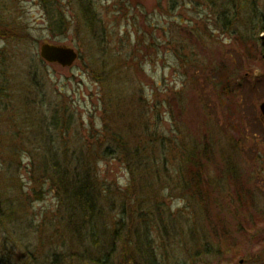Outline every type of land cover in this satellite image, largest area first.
<instances>
[{"label": "rangeland", "instance_id": "1", "mask_svg": "<svg viewBox=\"0 0 264 264\" xmlns=\"http://www.w3.org/2000/svg\"><path fill=\"white\" fill-rule=\"evenodd\" d=\"M52 1L62 32L42 0H0V264H90L88 232H74L67 193L44 169L49 147L64 164L91 151L110 192L92 211L108 264H129L144 236L164 261L264 264V0ZM229 11L230 29L255 28L254 39L228 33ZM44 43L78 60L47 63ZM114 134L142 167L105 156Z\"/></svg>", "mask_w": 264, "mask_h": 264}, {"label": "trees", "instance_id": "2", "mask_svg": "<svg viewBox=\"0 0 264 264\" xmlns=\"http://www.w3.org/2000/svg\"><path fill=\"white\" fill-rule=\"evenodd\" d=\"M43 2V8L46 11V14L48 16V19L50 20L51 28L53 32H62L63 28L65 27L67 23L66 16L61 13V11L53 4L52 0H42ZM237 13V12H236ZM256 18L261 24L260 32L264 33V14H261L260 12L256 14ZM225 16V22L224 26L228 28V33L234 34L236 36H239V33L242 35H247L248 39H254V31L255 28L252 29L250 34H247L245 31V34L241 32L240 29H230L231 24L229 23V20H232L236 18V14L233 15L231 11H229ZM255 21V19H254ZM59 29V30H56ZM263 49V48H262ZM264 51V49H263ZM67 126V125H66ZM51 145V144H49ZM48 146V145H46ZM128 145H126L121 138L119 134H114V138L111 141V144H109L108 149L106 150L105 156H117L118 159L128 161L129 159L133 160L130 164L132 165L135 161H137V164H139L140 167L143 166V161L140 160L141 154L140 151L135 148H127ZM59 148V147H57ZM196 146L195 151L193 153H190V156L188 157V160L186 164L190 165L189 169V175H194L198 170L196 169L197 166V157H196ZM79 153V154H78ZM61 153L58 152V149L56 147H49L47 148L46 152L44 151V162L45 167L44 169L49 170L51 172L52 178L54 181L57 182L60 190H63L64 193H67V196L65 197V205L69 209V220L70 223L73 224L77 222L76 227L74 228V232L79 233L80 231H86L88 232V236L81 237V240L84 238V242L86 243V240L88 242L87 249L83 252V255L85 258H81V261L88 262L90 264H108L109 257L107 256V253L104 250L101 249V241L99 240L97 228L99 227V218L96 217V212L92 213L93 209L95 208V204H99V200L97 198L96 193H110L108 189L105 190L104 187H102L101 183L96 180L92 175V164L89 162L91 161V151L89 150H81V152L75 151L69 158V161L64 164L60 160ZM65 165V167H64ZM133 169V170H132ZM131 169L132 174L134 173V168ZM184 170V169H183ZM202 170V168L199 169V171ZM187 173V172H185ZM135 174V173H134ZM133 174V175H134ZM197 178V177H195ZM134 179V178H133ZM196 181V179H195ZM199 181H196V183ZM97 184V186H96ZM198 184V183H197ZM193 185V186H191ZM102 187V188H101ZM133 186L130 184L127 188V193H137L135 192V189L132 188ZM184 188H186V191L188 193H200L199 185H195V183L191 180L184 181ZM153 188V186H152ZM151 188V189H152ZM150 189V190H151ZM190 200L197 204L198 198L195 197V195H190ZM74 209L70 210V205ZM142 204V203H141ZM140 204V206H141ZM139 206V205H136ZM82 209V211H79ZM123 214H126V210L123 209ZM80 216H88L85 220H74L75 215ZM91 214V216H90ZM146 219V218H145ZM79 221L81 224H79ZM146 222V220H144ZM151 239L149 237L141 238L139 242L137 243V262L134 261L136 258L132 259L129 264H181L178 261L172 260V259H165L162 260V258L156 254V251L154 250L153 246L151 245ZM214 250V246H211L210 243L207 245V255H212V251ZM59 257H62V255H59ZM129 257V255H127ZM64 259L66 257L64 256ZM167 260V261H166ZM64 262L61 259H58L57 255H54V259L51 264H63Z\"/></svg>", "mask_w": 264, "mask_h": 264}, {"label": "water", "instance_id": "3", "mask_svg": "<svg viewBox=\"0 0 264 264\" xmlns=\"http://www.w3.org/2000/svg\"><path fill=\"white\" fill-rule=\"evenodd\" d=\"M40 56L45 62L58 64L63 68L72 67L79 57L77 51L73 48L57 46L49 43H44L41 46ZM260 108L264 116V103Z\"/></svg>", "mask_w": 264, "mask_h": 264}]
</instances>
